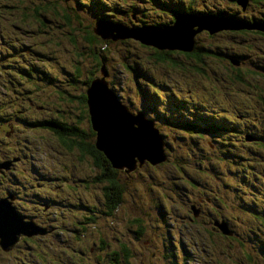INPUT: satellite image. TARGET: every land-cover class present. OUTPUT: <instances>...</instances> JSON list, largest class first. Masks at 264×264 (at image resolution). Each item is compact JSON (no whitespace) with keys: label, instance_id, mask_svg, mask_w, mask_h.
Returning <instances> with one entry per match:
<instances>
[{"label":"rangeland","instance_id":"rangeland-1","mask_svg":"<svg viewBox=\"0 0 264 264\" xmlns=\"http://www.w3.org/2000/svg\"><path fill=\"white\" fill-rule=\"evenodd\" d=\"M6 1H11V4H14L13 7L10 9L4 7ZM49 1L54 2L56 6L63 3L75 16H71L72 25L75 27L72 32L75 34L74 39L77 43L70 40L66 26L59 24L53 27L49 23L41 26L42 15L51 18L49 16L52 13L51 7L45 5L43 0H0V112L5 114L0 119L1 123H9L15 110H20L19 106L23 107L22 102L28 103L31 98L36 102L49 99L57 102L58 88L60 91L65 87L69 90L85 91L86 87L82 79L78 80L76 77L69 79V71L73 65L80 63L85 72L89 65L87 58L77 53V50L79 46L83 47L81 33H84V27L89 24L93 26L97 19L96 8L82 6L84 0ZM100 1L110 9V16L106 19L123 21L131 26L155 21H170L173 18L172 14L167 9L159 7V3L166 2L168 7H171L181 0H151L150 2L124 0L143 7L141 10L133 6L130 8L128 5H120L123 0ZM183 1L188 3L190 0ZM190 3L192 7L198 8L206 5L215 6L216 9L233 8L228 4V0H193ZM131 10L135 13L138 11V17L133 19ZM237 11L240 17L259 16L264 13V6H258L251 1L244 11ZM21 12L25 18L23 20ZM32 13H41V15L38 18L31 16ZM216 23L218 22L210 25ZM40 26L41 28L38 29ZM102 28L109 32L113 31L109 24H104ZM155 31L157 33V30ZM95 35L103 40L101 36ZM251 35L226 31L219 35L215 43L219 45V49L224 48L221 52L225 51L224 46L227 42L240 44L242 46L240 51L233 47L235 50L226 49L227 53L229 55L243 53L241 58L243 69H260V67L263 69L264 58L258 57L254 50H249L247 47L248 42L255 36ZM203 36H205L203 30L196 33L198 39ZM109 37L106 40L110 44L109 52L114 57H110L109 61L105 59L107 72L104 79L119 100L131 111L136 114L142 112L147 119L155 122L161 136L164 134L163 141L166 142H164L165 153L168 158L158 163L146 161L129 175L124 174L125 179L130 180L125 199L112 215H106L99 196L100 190L90 179L85 178V174L89 172V166L80 163L72 153L68 154L62 150L51 137L52 134L44 129L32 128L19 122L13 135L6 131L7 125L3 124L0 128V143L6 148L9 145L11 153L0 149V191H5L8 186L11 192L24 193L19 198H12V201L17 204V209L28 210L35 220H43L45 232L32 234L31 243L18 239L14 247L9 250L0 246V264H34L35 260H39L41 264H66L62 260L65 256L61 251L64 244L85 249V246L94 245L93 240L96 245L95 237L98 232L104 235L113 246L124 244L128 249L130 248L132 251L130 264H214L210 261L214 256L219 264L220 262L232 264L223 254V249L229 244L228 240L215 231L209 234L205 230L206 226H201L186 217V212L189 213L188 202L185 200L186 193L196 197L201 195L198 189L202 192V186L196 185L194 181L192 183L190 179H201L205 171L211 176V178L207 176L210 183L206 184L217 185L219 188L217 196L222 205L217 207L218 210L237 215L240 221V225L235 228V238H231L233 244L231 251L235 253L234 263L236 264L245 255L252 254L256 260L264 264V254L258 249L259 245L264 244V233L258 227L259 220H264V152L256 153L254 156L246 155L247 158L242 161L241 149L238 145L215 143L216 138L220 139L225 134H216V130L213 135L204 133L201 139L196 140L194 138L197 136L186 133L182 129L184 126L181 125L182 121L188 120L192 123L200 122L202 117L207 116L204 110L209 109L207 113L209 114L210 111L217 117L215 122L242 127V119L236 113L246 112L242 108H249L251 112L246 116L252 117L254 112L257 113L259 117L257 124L262 126L264 125V105L260 103L259 108V104L255 102V95L251 93L249 95L241 91L233 93L232 88L220 83L209 71L205 75L208 78L197 79L196 86L188 82L184 83L183 80H194L196 77H184L183 65H179L181 63L170 66L167 70L152 67L140 60V54H143L141 49L127 53L120 49L118 52L116 49L120 42L126 39L113 40ZM131 39L133 41L130 42L133 45L136 39ZM258 42L264 44V41L260 39ZM127 44L130 45L124 42L121 47ZM52 48H55V53L52 52ZM247 54H249L248 58ZM175 58L176 60L184 59L181 55ZM29 63L37 64L38 68L34 67L33 75L27 76L25 69ZM105 65H101V74L105 71ZM40 71H46L48 75L39 77ZM18 74L22 76H17ZM142 76L147 79H142ZM253 81L257 85L262 82L261 77H254ZM34 82L39 85V88L33 87ZM253 90L256 96L259 95L258 90L254 88ZM61 100L65 99L62 97ZM12 103L13 105H10ZM9 105L10 109L5 111ZM27 112V109H24L20 115ZM85 124L88 125V121ZM206 124L207 122L203 120L201 126ZM2 138L5 139V141L3 139L4 142ZM238 143L241 145L240 139ZM210 144H213V147ZM192 151L204 155L201 160L208 169L199 173L197 163L193 159L188 158V162L185 161L184 156ZM19 152L22 159L16 156ZM6 154L11 157H6ZM176 157L184 162L185 173L177 168ZM242 163L249 167L248 170ZM250 166L257 170L260 177L251 173ZM213 168L214 173L222 171V176L217 173V179H215L214 174L212 176ZM49 176L52 179L45 180ZM246 176L250 178H245ZM179 194H182L184 199L180 198ZM201 196L204 197V195ZM40 198L50 199L48 203H51V206H42L40 202L43 200ZM200 203H203L204 208L213 205L209 200H201ZM90 207L92 210L89 209ZM208 213L203 215L209 217ZM87 214L94 217V221L89 225L83 222V217ZM25 216V218H31L28 214ZM136 217L142 220L143 224L136 222L134 220ZM80 223L83 228H87L84 235L63 240L67 233L71 232L72 226L74 230L80 231ZM142 228L144 232L139 231ZM39 236H43V240L39 239ZM195 238L209 243L207 238H212L211 240L216 243L212 246L213 251L210 253V250H205V257L201 258L196 252L198 246L195 245ZM41 244L45 253L38 248ZM189 248L193 254L192 261L184 259L183 256L173 258V251L176 255L188 254ZM96 251L97 253L87 252L85 256L90 261L96 262L99 253L103 256V263L108 262L107 252Z\"/></svg>","mask_w":264,"mask_h":264},{"label":"trees","instance_id":"trees-1","mask_svg":"<svg viewBox=\"0 0 264 264\" xmlns=\"http://www.w3.org/2000/svg\"><path fill=\"white\" fill-rule=\"evenodd\" d=\"M27 1V0H26ZM149 2L151 0H148ZM147 1V2H148ZM190 0L188 3H185L183 0L179 1L175 6L168 7L166 2L159 3V7L167 9L172 14V19L170 21H155L154 23H142L140 25L132 24L131 26L127 24L126 22H117L108 18L110 9L108 7L104 6V3L100 0H84L82 2V6L86 7H95L97 11V19L94 21V25L92 24L86 25L84 27V33L81 36V43L83 47L79 46V49L77 50V53L82 54L84 57L87 58V68L84 72L82 67L80 66V63H77L76 65H73L71 71H69V79H72L76 77L78 80L82 79L84 82V90L78 89V91H74L72 89H65L60 91L58 90L56 94L58 95L57 102H53L52 100H47L43 102L35 101L34 99H29L28 103H23L22 106L27 109V115L32 117L27 119V117L22 121L23 123L27 124L29 127H41L44 128V131H48L52 134V138L56 141V143L60 146L62 150H64L67 153H72V155L82 164H86V166H89L85 176L90 179L94 185H97L98 189L101 193H99L101 202L103 203V207L105 208L104 213L106 215H112L119 207V205L123 202L125 199V193L127 192L128 185H130V180L125 179L124 174L127 176L132 172L133 170L126 171L123 168L114 167L110 160L106 157L103 151H101L96 146V131L92 128V125L89 122V110H88V104H87V95H86V89L88 85L90 84L91 80L97 77H100L102 74L100 73L101 65H105V59L109 61L110 57H114L109 52V41L106 40L108 37H102L103 40H100L95 34L98 35V33L94 32V28L96 23H99L101 27H104L105 24L111 25V29L113 27V31L111 29V35L116 34L118 30H121L120 33L124 34L122 31V26L125 25L127 27H137V26H158V27H164L165 25H172L173 22L176 20L177 16H184V15H192L197 17L207 16L212 19H224L227 20V22L234 21L241 24L238 28H222L218 30H214L213 32H210L208 29H201L204 31L205 36L198 39L196 37V34L193 36V46L188 50H183L180 48H169V47H157L154 45H151L150 43L145 42L144 40L136 39L131 36H124V37H116L110 39L116 40V39H126L122 42L130 43L132 45L133 41L131 38L136 39L134 41L132 47L127 44V46L121 47L123 44L120 42L119 47H117V51L119 52L120 49L127 52H135L139 51L141 49L140 54V60L148 63V65L155 67V68H162L167 70L170 66H176L177 63H181L179 65H183L182 70L185 72L184 77H196L194 80H186L183 82L191 83L192 85H197V79H205L208 77H205L207 72H211L216 78L218 79L220 83L225 84L227 87L232 88V92L235 93L236 91L246 93L249 95L250 93L255 95V102L259 104L260 103L264 105V68L262 69L260 66V69H254V68H247L243 69V66H241L242 62V55L243 53L232 54L229 55L226 51V49H233V47L236 48V50L240 51V48L242 46L240 44L227 42V45L225 47V51L221 52L223 49H219V45L215 43V41L219 38V35L225 33L226 31H236V33H246L252 36L251 34L255 35L248 43L247 47L249 50H254L257 53L258 57L264 58V44L261 42H258V39L264 41V13L255 16V15H248L240 17L237 10H245L248 7V4L252 1L255 2L258 6H264V0H246L245 6H242L238 3L237 0H228V4L232 5V9H227L224 7H219L216 9L215 6H204L201 8L198 7H192ZM45 5L51 7V18H46L42 15V18L40 20L41 26L43 24H51L53 27H57L59 24L61 26H66L68 29L69 38L73 43H77L75 38V34L72 32L75 30V27L72 25L73 18L71 16L72 13L68 10L67 6H65L63 3L56 6L54 2H50L49 0H43ZM129 2V1H127ZM124 0L121 2L120 5H128L130 8L136 7L139 10L141 8L139 5H135V3L130 4L127 3ZM14 5V4H13ZM11 4V1H6L4 3V7L10 9L13 7ZM43 6V4H41ZM129 8V7H128ZM109 9V10H106ZM236 9V10H235ZM24 11V7H23ZM133 12V10H131ZM41 13H32L31 16L40 17ZM132 18L135 19V17H138L139 13L133 12ZM26 16V15H25ZM21 18H23V12H21ZM45 19V20H42ZM112 22V23H111ZM243 25V26H242ZM257 25V26H256ZM41 26L38 28L40 29ZM37 29V30H38ZM199 30V31H201ZM117 31V32H115ZM100 36V35H99ZM200 43H198V42ZM112 42V41H111ZM78 45H76L77 47ZM259 47V48H257ZM114 50V52L116 51ZM257 50V51H256ZM52 52L55 53V48H52ZM178 55H181L184 59H178L176 60L175 57ZM249 57V54H247V58ZM246 58V59H247ZM258 64V63H257ZM171 69V68H169ZM39 70V69H37ZM134 73L135 70L133 69ZM40 77L42 74H45V71H40ZM99 72V74H98ZM105 72L106 65H105ZM137 72V71H136ZM25 73L27 76L29 74L33 75V67L31 69L25 70ZM138 74V72H137ZM80 76H83V78H80ZM198 76V77H197ZM202 77V78H201ZM254 77H261V84L258 83V85L253 81ZM142 79H147L145 76H142ZM201 84L206 85L200 81ZM218 83V82H217ZM218 83V84H220ZM221 85V84H220ZM207 86V85H206ZM222 86V85H221ZM255 90H258L259 95L256 96L253 88ZM183 88V87H182ZM181 88V89H182ZM257 88V89H256ZM77 90V89H76ZM64 98L65 100L62 101L61 98ZM258 106V105H257ZM20 107V106H19ZM10 108V105L7 107ZM243 113H236V115L242 119V127H235L230 124H221L218 122H215L217 117L212 114V112L209 111V114L207 113L206 109L204 110L206 112L207 116L202 117L201 119L206 121L207 124L205 126L199 125L202 121L198 123H192V121H182V129L192 135L195 134L197 137L194 138L196 140L201 139L204 133H208L210 135H213L215 131L222 130V133L225 134L222 138L218 139L216 138L217 144L220 145H228V146H236L238 145L241 149V159L242 161L246 159V155H255L256 153L263 154L264 152V128H262L261 124H257V121L259 120V117L257 113L254 112V116L248 117L246 116L248 113L251 112V109L249 108H242ZM30 111V112H29ZM83 112L86 114H83ZM252 118H256L253 120ZM42 121L40 124H38V121ZM167 121V119H165ZM88 121V125L85 123ZM200 127V128H199ZM8 133L11 134V131L13 135H15V130L9 123L7 125ZM216 131V132H217ZM164 139V134L162 135ZM4 138H2V142ZM213 139V137H212ZM239 139L241 140V145L238 143ZM246 139V140H245ZM165 142V140H164ZM10 143V142H9ZM166 143V142H165ZM211 147H213V144H210ZM243 148V149H242ZM0 149H2L4 152L7 151V153H11V149L9 148V145H7V148L0 143ZM6 157H11V155L6 154ZM201 153H198L196 151H192L189 154H186L184 156L185 161L188 162V158L193 159L197 163V166L199 169H197V172H203L205 169H208L205 164L203 165L201 157H203ZM245 156V157H244ZM264 156V154H263ZM168 156L167 153H165V159L167 160ZM88 159V160H87ZM176 166L177 168L181 169L183 173L186 171V166L184 165V162L179 159L178 157L175 158ZM243 164V163H242ZM243 166L248 170V166ZM251 173L254 175L259 174L257 173L256 169H252L250 166ZM220 171V170H219ZM124 172V173H123ZM123 173V174H122ZM222 173H219L218 171H215L213 168V173L215 179H217L216 175ZM226 173V172H225ZM202 174V173H201ZM249 175V174H247ZM207 176L211 178L210 175L207 174V171H205V175L197 180L196 178L190 179L193 183L199 186H202V192L199 191L198 193L201 195H204V197H207L210 202H212L213 205L207 206V208H204L203 203L201 204V200H206L207 198H202V196H196L192 197L191 194L186 193V199L188 204V210L189 213L186 212V217L194 221L195 223H199L201 226H206L205 230L206 232H209V234L217 233L220 236L225 237L229 244L225 246L223 249V254L227 259H229L230 263H234L233 257L235 253L231 251L233 249V244L231 242V238L234 237L235 228H237L240 225L239 218L237 215L232 214H226L223 210L222 212L218 210V206L222 205L219 197L217 196V193L219 192L218 186L210 185L208 186L206 183H210V181L207 179ZM222 176V175H221ZM246 176L245 178H247ZM250 178V177H248ZM201 180V181H200ZM217 181V180H216ZM218 182V181H217ZM212 186V187H211ZM180 198L184 199V196L182 194H179ZM223 207V206H222ZM225 208V205L223 209ZM210 209V210H208ZM208 210V212H207ZM18 213L21 215H25L24 212L21 210H18ZM204 213H208L209 217L203 215ZM213 213V215L211 214ZM211 214V215H210ZM182 217H185V215H181ZM88 218H83V222H86L87 225L89 223L94 221L93 215H88ZM136 222L139 224H143L142 220L138 217L134 218ZM96 222V219H95ZM224 222L227 225V229L229 232H225L221 224ZM35 223L38 225H42L41 222L35 220ZM258 227H260L264 233V220H259ZM81 230L77 231L74 230V227H71V232L65 237H76L79 238L80 236L84 235V232L87 230L86 227L83 228L82 223ZM203 230V231H205ZM144 232V228L141 230ZM215 231V232H212ZM74 234H73V233ZM77 235V236H76ZM21 240L25 243L30 242L33 238L32 235H23L21 234ZM41 240H43V236H39ZM97 243L95 245H88L85 246L86 248H80L79 246H63L61 248V251L63 255L65 256L64 259H62L64 262H67L68 264H130V257L131 250L128 249L126 245L124 244H116V246L110 244L105 238L104 235H102L100 232H98L97 237ZM203 238V236H201ZM210 243L200 238H195V245L197 244L199 256L201 258L205 257V250L209 251L210 253L213 251L212 246H215L216 243L212 241V238H207ZM48 242L51 244L49 238H47ZM241 240V238H240ZM201 241V242H200ZM48 243V244H49ZM1 246V244H0ZM83 247V246H82ZM209 249H208V248ZM38 248L41 249L42 253H45L44 248L42 247V244L38 246ZM258 249L264 254V244L259 245ZM96 250H99L101 253L105 251L107 252L109 256L108 262L103 263V256L97 255L96 262L90 261L85 254L87 252L89 253H97ZM209 254V253H208ZM173 258L175 259L178 256H183L184 259L190 261L193 257V254L190 252V248L188 249V254L180 253L178 255L175 254L173 251ZM192 261V260H191ZM210 261L214 262V264H219L215 260V256L210 259ZM130 262V263H129ZM263 264L261 261L256 260L252 254L245 255L242 259L236 262V264ZM220 264H225L220 262ZM235 264V263H234Z\"/></svg>","mask_w":264,"mask_h":264},{"label":"water","instance_id":"water-1","mask_svg":"<svg viewBox=\"0 0 264 264\" xmlns=\"http://www.w3.org/2000/svg\"><path fill=\"white\" fill-rule=\"evenodd\" d=\"M237 1L242 6L246 4V0ZM213 22L218 23L211 26L210 24ZM121 26L124 34L118 30L116 34L111 35L112 33L104 30L99 23H96L94 32H101L103 37L131 36L161 48L188 50L193 46V36L201 29L213 32L222 28H238L241 24L234 21L227 22L224 19H212L207 16L184 15L177 16L172 25L164 27L155 25L132 28ZM161 34L162 36H160ZM105 75V71H102V75L91 80L86 89L91 124L96 131V146L104 152L114 167L123 168L126 171L133 170L137 161L140 166L145 158L151 163L164 160L163 142L157 130L153 128L152 122L148 121V124L143 119H138L142 114H136L129 110L118 99L105 81ZM154 135L159 141L158 147H153ZM10 199L0 198V244L6 250H9L19 239L20 233L30 236L44 232V229H41L33 220L24 221V216L18 214L12 205L10 207ZM221 227L225 232H229L224 222Z\"/></svg>","mask_w":264,"mask_h":264},{"label":"bare ground","instance_id":"bare-ground-1","mask_svg":"<svg viewBox=\"0 0 264 264\" xmlns=\"http://www.w3.org/2000/svg\"><path fill=\"white\" fill-rule=\"evenodd\" d=\"M98 35H100L101 37H103V34L101 33V32H99L98 33ZM113 91V90H112ZM113 93H114V91H113ZM115 94V93H114ZM116 95V94H115ZM117 96V95H116ZM118 97V96H117ZM119 99V98H118ZM137 114H142V116H140L138 119H143L145 122H147L148 124H149V122H152V124H153V128L154 129H156L157 130V133L160 135V137H161V141L163 142V152L165 153V143H164V141H163V138H162V136H161V134L159 133V129H157L156 128V126H155V122L154 121H152V120H149V119H147L146 118V116L142 113V112H139V113H137ZM149 121V122H148ZM152 143H153V147H158L159 146V141H158V139H157V137L154 135L153 136V140H152ZM166 159H164V160H162V161H160V162H163V161H165ZM146 161H149L148 159H144L143 161H142V163H141V165H143V163H145ZM150 162V161H149ZM156 163H158V162H156Z\"/></svg>","mask_w":264,"mask_h":264},{"label":"flooded vegetation","instance_id":"flooded-vegetation-1","mask_svg":"<svg viewBox=\"0 0 264 264\" xmlns=\"http://www.w3.org/2000/svg\"><path fill=\"white\" fill-rule=\"evenodd\" d=\"M15 113H21L19 110H15ZM85 114H86V112H85ZM253 120H255L256 118H252ZM202 122H203V120L202 119H200ZM42 121H38V124H40ZM89 122H90V124H91V119H90V116H89ZM202 122L199 124V125H201L202 124ZM8 125H9V123H8ZM92 125V124H91ZM93 128V127H92ZM200 128V127H199ZM218 133H220V135H222L223 133H222V130H218L217 132H216V134H218ZM246 140V139H245ZM86 179H88L87 177H85ZM8 192H9V190H7ZM204 198H207V197H204ZM206 200H209L208 198L206 199ZM41 203V202H40ZM102 205H103V203H102ZM104 206V205H103ZM104 208V207H103ZM90 210H92V208L90 207L89 208ZM105 211V208L103 209V212ZM88 215L89 214H87V215H85L83 218H88V220H89V217H88ZM39 222H41L42 223V225H44L43 224V221H39ZM48 225V224H47ZM66 227V226H65ZM65 246H67V245H64V247Z\"/></svg>","mask_w":264,"mask_h":264}]
</instances>
